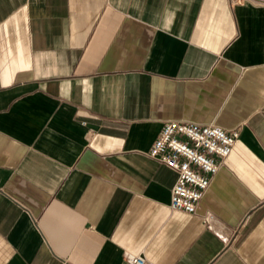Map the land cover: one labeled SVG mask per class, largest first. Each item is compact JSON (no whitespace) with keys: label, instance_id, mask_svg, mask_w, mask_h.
Wrapping results in <instances>:
<instances>
[{"label":"crops","instance_id":"crops-1","mask_svg":"<svg viewBox=\"0 0 264 264\" xmlns=\"http://www.w3.org/2000/svg\"><path fill=\"white\" fill-rule=\"evenodd\" d=\"M0 0V264H264V0ZM239 129L195 213L148 151Z\"/></svg>","mask_w":264,"mask_h":264},{"label":"built area","instance_id":"built-area-1","mask_svg":"<svg viewBox=\"0 0 264 264\" xmlns=\"http://www.w3.org/2000/svg\"><path fill=\"white\" fill-rule=\"evenodd\" d=\"M232 5L261 0H229ZM239 129L213 124L169 120L151 145L148 155L178 173L169 202L174 211L195 213L214 176L230 155ZM128 264H146L144 254L126 253Z\"/></svg>","mask_w":264,"mask_h":264}]
</instances>
